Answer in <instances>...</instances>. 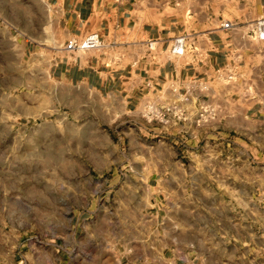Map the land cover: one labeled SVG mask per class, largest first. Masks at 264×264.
<instances>
[{"label":"rangeland","instance_id":"rangeland-1","mask_svg":"<svg viewBox=\"0 0 264 264\" xmlns=\"http://www.w3.org/2000/svg\"><path fill=\"white\" fill-rule=\"evenodd\" d=\"M58 18L0 0V264H264V125L155 134L183 112L126 108L54 70L75 51Z\"/></svg>","mask_w":264,"mask_h":264},{"label":"crops","instance_id":"crops-1","mask_svg":"<svg viewBox=\"0 0 264 264\" xmlns=\"http://www.w3.org/2000/svg\"><path fill=\"white\" fill-rule=\"evenodd\" d=\"M45 1L59 14L67 40L90 32L100 38L97 50L62 54L54 70L88 90L118 96L126 108L150 101L157 109L166 105L183 112V119H170L169 128L152 127L155 134L190 137L181 128L201 120L264 125V39L250 34L255 20L264 18V0ZM225 20L235 23L234 28L223 29ZM179 34L186 35V49L182 55L171 54V39ZM222 70L231 73L225 82ZM201 105L208 111L198 118ZM210 113L213 118L205 121ZM202 126L195 129L206 138L211 132ZM153 178L147 176V185L152 186ZM158 197L150 196L154 203ZM184 262L195 264L194 258Z\"/></svg>","mask_w":264,"mask_h":264},{"label":"built area","instance_id":"built-area-1","mask_svg":"<svg viewBox=\"0 0 264 264\" xmlns=\"http://www.w3.org/2000/svg\"><path fill=\"white\" fill-rule=\"evenodd\" d=\"M235 23L230 20H225L221 23L223 29H232L234 28ZM250 34L257 39H264V18L256 19L254 22V27L251 30ZM186 35L179 34L171 39L169 46V52L175 55H182L186 49ZM100 46V38L96 32H90L86 34L82 39L77 40L76 38H70L66 41L64 48L68 51L72 50H83L90 49ZM202 111L199 112V118L202 116L201 113L206 110L203 109L201 105L199 107ZM204 120V119H203Z\"/></svg>","mask_w":264,"mask_h":264}]
</instances>
